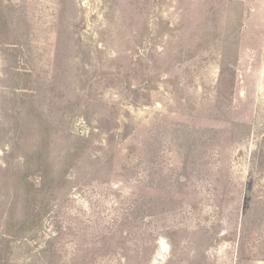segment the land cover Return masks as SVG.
<instances>
[{"label":"rangeland","instance_id":"obj_1","mask_svg":"<svg viewBox=\"0 0 264 264\" xmlns=\"http://www.w3.org/2000/svg\"><path fill=\"white\" fill-rule=\"evenodd\" d=\"M0 9L19 50L0 45V247L8 163L33 152L38 117L54 127L53 162L70 135L90 140L1 264H264V0Z\"/></svg>","mask_w":264,"mask_h":264},{"label":"trees","instance_id":"obj_2","mask_svg":"<svg viewBox=\"0 0 264 264\" xmlns=\"http://www.w3.org/2000/svg\"><path fill=\"white\" fill-rule=\"evenodd\" d=\"M2 11L0 9V45L10 53H17L19 50L9 45V40L4 39L5 22L2 20ZM222 74V72H221ZM29 94H16L13 101V110L24 114L25 109L30 105L27 99ZM29 116L33 113L26 111ZM37 118V117H36ZM37 120L36 134L37 145L33 152L28 153L22 162L14 165L8 163L11 170L9 177L12 180L13 197L7 207L6 220L4 221L6 234L2 238L3 247H0V262L3 260L6 252L12 248L11 236H23L30 230L35 231L39 227L42 216L48 213L51 199L58 191L66 192L72 181L69 179V171L78 161L79 157L90 145L88 137L82 135H70V144L65 153L61 156L58 163L50 160L49 150L52 142L54 127L40 116ZM88 119L87 115L85 116ZM16 134V130L14 131ZM14 147L11 146V149ZM7 170V169H6ZM39 177L38 184H35L32 176ZM18 207L21 208L20 211ZM1 264V263H0Z\"/></svg>","mask_w":264,"mask_h":264},{"label":"bare ground","instance_id":"obj_3","mask_svg":"<svg viewBox=\"0 0 264 264\" xmlns=\"http://www.w3.org/2000/svg\"><path fill=\"white\" fill-rule=\"evenodd\" d=\"M163 244L159 243L158 249L156 251V255L154 257V261H156L157 258H159L161 255H163L164 253H166V251L163 250Z\"/></svg>","mask_w":264,"mask_h":264}]
</instances>
